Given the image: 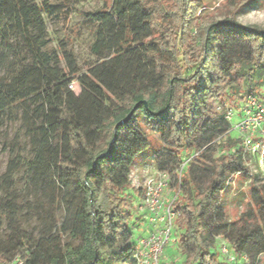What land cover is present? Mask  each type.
<instances>
[{"label": "trees", "instance_id": "1", "mask_svg": "<svg viewBox=\"0 0 264 264\" xmlns=\"http://www.w3.org/2000/svg\"><path fill=\"white\" fill-rule=\"evenodd\" d=\"M251 1L233 0L237 9ZM204 7L202 0H108L79 12L94 39L93 59L79 64L69 38L47 50L42 14L67 26L64 5L0 0V113L19 115L33 143L31 159L12 153L0 177L7 200L0 264H136L145 236L135 234L131 203L144 187L130 194L131 172L149 148L138 116L165 146L155 164L175 191L183 264H260L264 178L250 173L240 140L224 136L230 98L236 106L248 95L264 102V31L202 17ZM71 78L78 94L65 82ZM195 153L203 167L191 164L178 177L182 157ZM23 168L30 197L19 202L13 176ZM240 174L251 178L247 201L229 220L223 193ZM22 216L40 225L37 234L23 228ZM222 243L233 261L217 258L216 250L227 258Z\"/></svg>", "mask_w": 264, "mask_h": 264}, {"label": "rangeland", "instance_id": "2", "mask_svg": "<svg viewBox=\"0 0 264 264\" xmlns=\"http://www.w3.org/2000/svg\"><path fill=\"white\" fill-rule=\"evenodd\" d=\"M38 6L53 7L58 5H64L63 9H66L69 13V24L64 26L61 18L53 13H43L42 18L44 21L45 29L49 44L47 50L51 53L56 49L57 44L64 38H69L72 41V47L79 64L93 59L89 52V46L93 42V36L84 27L83 19L79 12H90L102 8L108 0H34ZM204 3V9L201 12V16L214 19L216 21L223 20L225 18L233 17L235 21L244 27L255 26L264 31V0H252L244 5L242 8L237 9L233 0H202ZM200 13V12H199ZM74 33H73V32ZM0 65V73H1ZM74 78L65 81L67 84L72 85V90L78 94L79 89ZM229 99V98H228ZM228 104L236 107L237 101L235 98H230ZM237 122V115L233 119V124ZM136 127L148 138L149 148L140 157L136 159V164L131 172V187L133 191H130L131 195L139 189H143L145 183L155 177L158 172L155 164V153L158 151H165V146L158 134V131L151 128L148 122L142 119L140 116L136 118ZM28 134L26 127L23 126L19 115L1 114L0 113V177L4 174L6 166L8 164L9 155L15 153L24 160H30L33 156V143L28 140ZM17 142V143H16ZM15 143V144H14ZM19 144V145H18ZM200 153H195L190 156L182 157V162L185 163V170L191 164L196 167H203L197 162V157ZM219 155L216 152L214 156ZM250 173L255 171L256 167L252 164L248 166ZM29 174L23 168L19 173L13 176V183L15 188L14 197L19 202H24L30 197L24 186L28 181ZM248 176L240 174L230 179L228 188L223 193V199L225 203L226 215L229 220H234L239 211L240 206L247 201V194L249 191L250 180ZM1 185V183H0ZM1 192V188H0ZM135 192V193H134ZM174 189H170L169 186L164 192V197L171 200L174 197ZM132 196L129 197L132 200ZM6 199L0 196V227L4 229L6 227L5 222V208L3 207ZM131 210L133 211L134 223L136 225L135 230L140 229L141 226H147L142 216L138 214V203H131ZM24 212H22L23 214ZM26 216L21 217L23 228L27 232H32L34 235L40 230V225L35 221L28 223ZM145 223V225H144ZM142 226V227H143ZM145 226V228H146ZM136 234V232H135ZM178 237V229L175 227L172 233L171 242L165 247L162 256L160 257L159 264H183V258L179 255L177 249L176 239ZM217 258L222 262H230L229 258H225L215 251ZM246 260L238 259L235 264H244ZM260 264H264V255L261 257Z\"/></svg>", "mask_w": 264, "mask_h": 264}, {"label": "built area", "instance_id": "3", "mask_svg": "<svg viewBox=\"0 0 264 264\" xmlns=\"http://www.w3.org/2000/svg\"><path fill=\"white\" fill-rule=\"evenodd\" d=\"M69 88L72 89V85ZM235 114L237 122L233 124ZM225 120L230 129L224 137L235 135L240 140L246 155V165L255 162L253 165L256 170L251 173L264 178V102L248 95L235 108L231 105L226 108ZM184 167L185 163L180 167L178 177ZM169 183L170 177L166 173L157 172L144 185L143 197L137 210L144 216L149 232L147 236L137 239V251L134 255L136 264H159L165 247L171 242L178 214L173 207L175 197L171 200L164 197ZM220 253L233 261L224 243L220 244ZM9 264H22V261L15 258Z\"/></svg>", "mask_w": 264, "mask_h": 264}, {"label": "crops", "instance_id": "4", "mask_svg": "<svg viewBox=\"0 0 264 264\" xmlns=\"http://www.w3.org/2000/svg\"><path fill=\"white\" fill-rule=\"evenodd\" d=\"M144 225H145V223H144ZM142 226L140 229L138 228V230H136V236H139V235L147 236V234L149 232V228L146 225H145L146 228H145V226H143V227Z\"/></svg>", "mask_w": 264, "mask_h": 264}, {"label": "water", "instance_id": "5", "mask_svg": "<svg viewBox=\"0 0 264 264\" xmlns=\"http://www.w3.org/2000/svg\"><path fill=\"white\" fill-rule=\"evenodd\" d=\"M137 107V106H136ZM135 107V108H136ZM135 108L127 115V117L122 121V123H127L129 121V119L131 118Z\"/></svg>", "mask_w": 264, "mask_h": 264}]
</instances>
